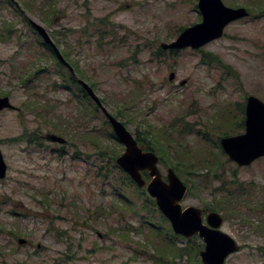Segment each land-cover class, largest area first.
<instances>
[{
    "label": "rangeland",
    "instance_id": "obj_1",
    "mask_svg": "<svg viewBox=\"0 0 264 264\" xmlns=\"http://www.w3.org/2000/svg\"><path fill=\"white\" fill-rule=\"evenodd\" d=\"M223 2L246 7L249 16L228 24L204 47L152 58L161 42L202 20L198 0H0V96L15 106L0 111L7 165L0 178V264H190L188 256L174 259L164 236L171 224L157 205L149 207L135 185H121L116 168L113 184L96 177L101 166L112 169L110 150L119 156L125 147L110 139L106 115L92 111L93 100L77 84L62 85L60 74L68 69L30 19L135 137L148 144L144 132L157 133L163 146L157 147L166 149L164 157L154 150L164 179L177 165L188 186L183 207L212 210L223 205V184L246 183L253 201L242 206L245 219L237 216L240 203L222 226L242 246L226 262L264 264V157L240 167L219 140L245 131L240 121L249 95L264 100V0ZM95 18L118 32L103 47L91 38L92 27L86 29ZM46 132L66 142L46 141ZM101 149L107 154L101 156ZM152 222L161 224L163 236L153 235ZM188 239L204 248L198 235ZM188 239L180 235L178 245Z\"/></svg>",
    "mask_w": 264,
    "mask_h": 264
},
{
    "label": "water",
    "instance_id": "obj_2",
    "mask_svg": "<svg viewBox=\"0 0 264 264\" xmlns=\"http://www.w3.org/2000/svg\"><path fill=\"white\" fill-rule=\"evenodd\" d=\"M198 8L202 13V20L183 29L171 42H161L160 47L163 50L199 49L220 38L228 24L249 15L246 7H230L223 0H198ZM29 22L43 41L52 48L58 59L74 73L72 66L60 54L45 28L31 19ZM175 76L176 73L172 71L168 78L172 81ZM77 81L104 112L116 138L125 147L116 158L117 165L138 187L145 188L155 199L157 207L169 220L175 234L186 238L198 235L203 240L204 248L199 252L203 264H227V258L240 251L242 246L222 229L225 222L222 213L216 210L206 211L197 206L183 207L182 201L187 194L188 186L176 170L169 167L164 179L159 168V155L139 144L127 126L107 110L89 83L80 78H77ZM186 83V79L181 81V85ZM14 108L7 95L0 96V111ZM42 137L49 142L59 144L66 142L64 137L53 132H46ZM220 144L229 159L240 167L249 166L255 160L264 157V100L254 94L249 95L246 100L245 131L221 137ZM6 170L7 165L0 151V178L6 175ZM144 171H147L151 178L148 182L144 177ZM18 242L24 243L25 239L19 238Z\"/></svg>",
    "mask_w": 264,
    "mask_h": 264
},
{
    "label": "trees",
    "instance_id": "obj_3",
    "mask_svg": "<svg viewBox=\"0 0 264 264\" xmlns=\"http://www.w3.org/2000/svg\"><path fill=\"white\" fill-rule=\"evenodd\" d=\"M95 20H96V24H94V23L90 24L89 23V26H87L86 29H90L89 27H92V30L94 33L92 34L91 38H93L95 40L97 46L103 47V46L113 42L117 36L116 33H118L117 29H115V27H110V24H108L105 21L106 20L105 18H95ZM118 28H120V27H118ZM122 38H124V37H122ZM170 52L172 54L176 53L173 50H171ZM162 53H165V50H163L161 47H157L156 51L153 53L154 57H152V58H161ZM52 56L55 58L53 53H52ZM55 59H56L57 63L62 68H66L62 62H60L57 58H55ZM65 59L68 63L70 62L68 58H65ZM69 64H71V62ZM60 76L62 79V85L63 86H66L69 88L70 84H72V83L77 84L78 89L81 92H83L85 96H89L85 90L80 88V86L76 82V77L69 70H67V74L65 72H62L60 74ZM90 99H92V98L90 97ZM92 102L94 105V108H93V105H90V106H92V111H94V113H97L100 110V108L94 102V100ZM32 105H33V103H30V104H27L26 106L30 107ZM84 106L86 108L88 105L85 104ZM80 109L84 110V108H80ZM118 113L124 114L123 112H121V110L118 111ZM123 123L125 124V122H123ZM148 134L150 135V138H149L150 142L148 144H146L144 142V139L141 138V136L139 134L136 135V138H137L139 144H146V146H147L146 149L155 150L156 152H159L160 154H162V156L165 155L166 149L163 148L160 150L157 147V145H160V147H163L161 143L157 142V137H156L157 133L152 132L150 130L144 132L145 137H147ZM225 134H227V133H225ZM161 137H163V136H161ZM34 139H38V137H36ZM110 139L112 141L113 140L118 141L114 132H111ZM110 151H111V153L109 154V158L112 160V164H113L112 169H109V166H104V167L101 166V170H99L98 173H96V177L103 178V182L105 181V182H110L111 184H113L114 180L117 179V177L114 175V172H113L114 168H116V169H118L119 174H120V177H118V179H119L121 185H124L125 188H129V187L135 185L138 188V190L140 191V193L144 196L149 207L156 206L155 200L145 191V189L138 187L136 185V183L133 181V179L124 170H122L117 165L116 158L119 154L118 151H116L115 149L110 150ZM100 152H101V156L107 154L104 151V149H101ZM173 168L176 170L177 173H179V168L177 165L174 166ZM235 181H229V183H233L229 187H227L226 184L222 185V188L225 190V195L223 196V199H224L223 205L222 206H214V208L212 210H223V211H225V213H226L225 218L228 219L229 215H231L233 213L232 211H235V214H237L236 208H237L238 204L241 203V206L239 207V213L237 214V216H241L240 218L245 219V217L243 216L244 212H243L242 206L251 207V204L253 201L251 199L252 194L249 191V188L247 187L246 183H244V182L234 183ZM118 194H120V197L123 200H125V202L127 204L130 203V201H129L130 198L128 196H126L125 192H122V193L119 192ZM158 212L160 213L163 220L168 221V219L161 213V211L159 209H158ZM244 219H243V221H244L243 223H245V224L252 223L251 220H244ZM171 228H172V226H171ZM171 228L168 229V233H164V236H167V237H165V239L172 245V247H170V249H171L170 251L172 252L174 259L184 258V257L188 256L190 264H203L201 257H200V253H199L201 250L200 248L203 247V243L201 246V242H200L199 244H197L198 245V247H197V246H195V243H192V241L187 238L188 239L187 244L184 246H179L177 240L180 238V235L175 234V233H169L170 231L173 230ZM163 229L164 228L161 226V224L152 222L151 230L156 232V234H153V235H155V236L159 235V237L163 236ZM259 249L264 254V246L263 247L261 246V248L259 247Z\"/></svg>",
    "mask_w": 264,
    "mask_h": 264
},
{
    "label": "flooded vegetation",
    "instance_id": "obj_4",
    "mask_svg": "<svg viewBox=\"0 0 264 264\" xmlns=\"http://www.w3.org/2000/svg\"><path fill=\"white\" fill-rule=\"evenodd\" d=\"M202 14V13H201ZM249 16V15H248ZM247 17V16H246ZM244 18V17H243ZM30 23V22H29ZM32 26V25H31ZM33 27V26H32ZM34 28V27H33ZM215 40V39H214ZM42 41H43V39H42ZM213 41V40H212ZM211 42V41H210ZM43 43H45L44 41H43ZM46 44V43H45ZM208 44V43H207ZM206 44V45H207ZM48 45V44H47ZM204 47V46H203ZM48 48H49V50H50V52H52L53 53V55L55 56V58H57L58 59V57L56 56V54H55V52L52 50V48L48 45ZM168 51H171V50H168ZM174 52H177V50H173ZM180 51V50H179ZM60 52V51H59ZM61 54V53H60ZM62 55V54H61ZM63 56V55H62ZM59 60V59H58ZM60 61V60H59ZM61 62V61H60ZM65 66V65H64ZM66 67V66H65ZM67 68V67H66ZM68 69V68H67ZM72 73V72H71ZM76 77V76H75ZM76 82L78 83V81H77V78H76ZM78 85L80 86V88L81 89H83V90H85V88L83 87V86H81L79 83H78ZM86 91V90H85ZM88 94V93H87ZM89 95V94H88ZM244 111V114H245V116H244V118L243 119H241L242 121H240V123L241 124H244L245 125V117H246V103H245V110H243ZM221 137H223V136H221ZM220 137V138H221ZM220 140V139H219ZM141 146H143L144 147V149H146L145 148V146L143 145V144H140ZM150 150V149H149ZM144 172H147V171H144ZM148 173V172H147ZM147 191V190H146ZM148 193V192H147ZM154 199V198H153ZM155 200V199H154ZM159 209V208H158ZM162 213V212H161ZM19 239V238H18ZM25 242H26V240H25ZM24 242V243H25ZM22 244V243H21Z\"/></svg>",
    "mask_w": 264,
    "mask_h": 264
}]
</instances>
